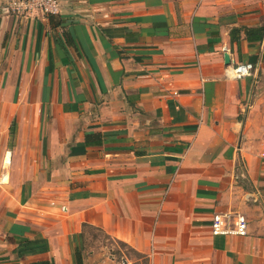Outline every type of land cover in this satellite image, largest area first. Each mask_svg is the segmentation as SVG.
Listing matches in <instances>:
<instances>
[{
  "label": "crops",
  "instance_id": "1",
  "mask_svg": "<svg viewBox=\"0 0 264 264\" xmlns=\"http://www.w3.org/2000/svg\"><path fill=\"white\" fill-rule=\"evenodd\" d=\"M7 1L0 264H75L82 224L149 264H264V0ZM225 211L245 235L210 233Z\"/></svg>",
  "mask_w": 264,
  "mask_h": 264
},
{
  "label": "built area",
  "instance_id": "2",
  "mask_svg": "<svg viewBox=\"0 0 264 264\" xmlns=\"http://www.w3.org/2000/svg\"><path fill=\"white\" fill-rule=\"evenodd\" d=\"M1 9L13 16L27 17L40 14L43 17L59 14L60 0H8ZM252 66L237 63L226 67L225 72L233 78L248 75ZM247 222L244 215L237 211L214 212L210 217L209 229L212 235L246 234Z\"/></svg>",
  "mask_w": 264,
  "mask_h": 264
},
{
  "label": "rangeland",
  "instance_id": "3",
  "mask_svg": "<svg viewBox=\"0 0 264 264\" xmlns=\"http://www.w3.org/2000/svg\"><path fill=\"white\" fill-rule=\"evenodd\" d=\"M1 122L3 120L0 121V135L3 124ZM75 242L81 261L94 256L99 261L104 260L106 264H149L146 255L139 256L128 245L118 242L98 228L82 227Z\"/></svg>",
  "mask_w": 264,
  "mask_h": 264
},
{
  "label": "trees",
  "instance_id": "4",
  "mask_svg": "<svg viewBox=\"0 0 264 264\" xmlns=\"http://www.w3.org/2000/svg\"><path fill=\"white\" fill-rule=\"evenodd\" d=\"M242 29H243V33H244V36L246 39L260 40L262 37L263 28L261 26H259V27H243ZM12 126H13V122L10 124V126L8 128L9 136H11V133H12ZM84 226H88V225L82 224V227H84ZM118 242H120V241H118ZM120 243L125 244L123 242H120ZM78 252L79 251H78L77 247H75L74 253H73L75 264H81V258H80V255ZM134 252L136 254H138L139 256H144L141 253H138L136 251H134Z\"/></svg>",
  "mask_w": 264,
  "mask_h": 264
},
{
  "label": "water",
  "instance_id": "5",
  "mask_svg": "<svg viewBox=\"0 0 264 264\" xmlns=\"http://www.w3.org/2000/svg\"><path fill=\"white\" fill-rule=\"evenodd\" d=\"M223 63L227 65L229 63V59L226 54H223Z\"/></svg>",
  "mask_w": 264,
  "mask_h": 264
}]
</instances>
